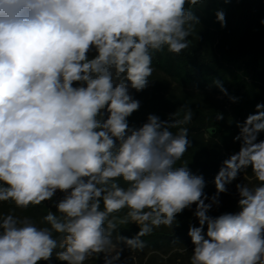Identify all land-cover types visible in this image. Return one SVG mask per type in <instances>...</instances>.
<instances>
[{"label":"clouds","instance_id":"1","mask_svg":"<svg viewBox=\"0 0 264 264\" xmlns=\"http://www.w3.org/2000/svg\"><path fill=\"white\" fill-rule=\"evenodd\" d=\"M205 3L0 0V203L14 205L0 212V264L53 256L85 264L101 255L118 264L121 244L142 251V237L173 232L193 205L188 264H264V103L237 122L239 150L222 162L211 197L203 175L178 163L192 146L190 105L166 120L148 114L139 127L129 124L141 107L133 90L154 82V54L189 48L201 26L195 9ZM215 17L226 26L222 9ZM212 83L228 95L221 81ZM249 170L248 182L235 183L238 211L209 215ZM45 202L51 207L39 223L15 212ZM130 224L138 232L114 241Z\"/></svg>","mask_w":264,"mask_h":264},{"label":"trees","instance_id":"2","mask_svg":"<svg viewBox=\"0 0 264 264\" xmlns=\"http://www.w3.org/2000/svg\"><path fill=\"white\" fill-rule=\"evenodd\" d=\"M218 9L225 13V27L216 21ZM195 13L200 17L201 26H195L189 37V48L179 55L166 49L154 54L155 71L150 77L154 82L140 93L133 90L141 107L128 119L130 126L139 127L146 122L148 114L166 120L182 105H190L194 115L186 127L189 128L192 146L178 163H188L193 174L203 175L206 181L204 192L211 197L216 192L213 180L222 162L239 150L240 143L233 139L239 133L237 122H243L254 113L257 103H264V24H261L264 0H206L204 6L195 9ZM214 80L222 82L228 95L212 83ZM229 97L238 100L232 102ZM217 113L223 114L222 120H215ZM212 128H215L213 133L210 131ZM258 139L264 140V133ZM250 176L249 170L246 176L242 175L229 185L228 192L220 194V206H214L209 215L238 211L235 183L241 179L248 182L247 177ZM46 206L51 207L50 202L30 206L26 210L15 209V212L39 223L48 211ZM13 208L12 204L0 203L2 213ZM194 209L195 205L178 215L179 226L174 227L173 232L161 228L142 237L146 245L142 251H131L121 244L119 247L127 258L118 264L124 261L127 264H188L193 248L187 235L189 223L198 226L192 215ZM124 212L126 210L117 215H124ZM138 230L135 224L121 226L113 233V240L119 233L131 238ZM40 264L65 262L53 256L50 261H41ZM85 264H104L103 255L97 261L90 259Z\"/></svg>","mask_w":264,"mask_h":264},{"label":"rangeland","instance_id":"3","mask_svg":"<svg viewBox=\"0 0 264 264\" xmlns=\"http://www.w3.org/2000/svg\"><path fill=\"white\" fill-rule=\"evenodd\" d=\"M63 194L60 193V192H57L56 195H55V199L59 200L60 198H62ZM127 256H125L124 254H121V257H120V261L126 259ZM134 264H140L139 262H135Z\"/></svg>","mask_w":264,"mask_h":264}]
</instances>
